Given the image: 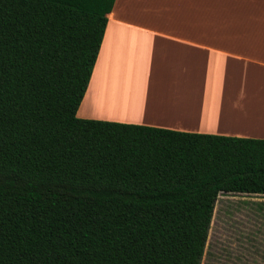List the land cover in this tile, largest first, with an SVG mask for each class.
I'll use <instances>...</instances> for the list:
<instances>
[{"label":"trees","instance_id":"obj_1","mask_svg":"<svg viewBox=\"0 0 264 264\" xmlns=\"http://www.w3.org/2000/svg\"><path fill=\"white\" fill-rule=\"evenodd\" d=\"M114 0H0V264H200L264 139L79 119Z\"/></svg>","mask_w":264,"mask_h":264},{"label":"crops","instance_id":"obj_2","mask_svg":"<svg viewBox=\"0 0 264 264\" xmlns=\"http://www.w3.org/2000/svg\"><path fill=\"white\" fill-rule=\"evenodd\" d=\"M75 116L264 139V0H114Z\"/></svg>","mask_w":264,"mask_h":264},{"label":"rangeland","instance_id":"obj_3","mask_svg":"<svg viewBox=\"0 0 264 264\" xmlns=\"http://www.w3.org/2000/svg\"><path fill=\"white\" fill-rule=\"evenodd\" d=\"M200 264H264V195H217Z\"/></svg>","mask_w":264,"mask_h":264}]
</instances>
